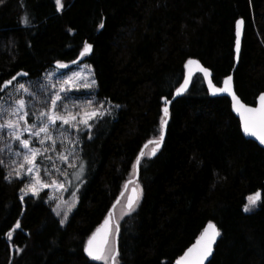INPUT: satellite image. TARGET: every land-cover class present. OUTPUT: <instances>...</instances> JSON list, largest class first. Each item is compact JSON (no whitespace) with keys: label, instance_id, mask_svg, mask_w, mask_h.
I'll return each instance as SVG.
<instances>
[{"label":"trees","instance_id":"16d2710c","mask_svg":"<svg viewBox=\"0 0 264 264\" xmlns=\"http://www.w3.org/2000/svg\"><path fill=\"white\" fill-rule=\"evenodd\" d=\"M238 18L245 26L234 84L253 105L264 91V0H63L61 9L56 0L0 2V86L20 71L38 78L90 43L83 61L97 101L111 104L79 131L87 174L63 224L47 190L21 199L25 181L0 151V264H104L84 251L87 239L135 176L144 145L160 137L164 99L187 60L210 68L218 85L232 71ZM149 146L135 210L117 223L116 264H174L210 221L220 236L208 264H264V148L243 135L229 99L210 95L196 73L170 105L162 148L151 156ZM258 192V207L245 211Z\"/></svg>","mask_w":264,"mask_h":264},{"label":"snow or ice","instance_id":"6c2138e0","mask_svg":"<svg viewBox=\"0 0 264 264\" xmlns=\"http://www.w3.org/2000/svg\"><path fill=\"white\" fill-rule=\"evenodd\" d=\"M2 2V0H0ZM57 7H61V0H56ZM30 21L25 16L23 18V23L26 25ZM243 20L237 21V40H236V50L237 53L239 52L240 47V34H241V25L243 24ZM100 27H103V24L100 25ZM92 46L90 44H86L84 50L81 52V56L85 55L86 53L91 52ZM198 62L189 60L188 64H197ZM59 68H66L67 65L65 64H59L57 65ZM198 70L203 72L205 77L209 76V70L206 68L198 67ZM23 76H27V73H23ZM80 74H74L73 77H69L67 80L62 81L63 85H68L73 82L74 77L79 76ZM231 77H227L224 81V88H216L212 81L209 80V88L213 91V93L216 92H227L232 96L233 99V108L235 111L238 112L242 126L243 131L246 135L255 137L260 144H264V94H261L258 98L259 106L258 107H249L242 103L239 98L235 95V93L232 91L230 86ZM16 80V76H13L12 79L5 81L2 86H0V92L4 91V89L8 88L10 85L13 84V81ZM95 83V81H93ZM188 80H185L184 85L181 86V88L177 89V95H180L181 92L187 87ZM69 89L66 87H61L60 92H67ZM15 92L17 94L24 93L27 94L29 97L33 96V93L30 91V89L24 84V83H18ZM62 97L59 94V92L55 95V99L51 101V108L53 111L44 112L39 111L37 114H35V119L39 121V124L35 123H29L28 117L30 116V112L28 111V101L23 98V96L17 95L15 99L12 100L11 103L5 107L4 103H0V132H3V130H8V135L11 139L18 142L19 147L27 150L24 153L17 152V156L22 155V162L18 163L17 168L13 169V172L15 173V176L17 178H22L21 171L25 170L26 173L29 174H35L32 176V180L30 183L25 185V188L22 189V191L27 194L29 191L32 193V195H38L39 191L42 190L44 187L49 186H57L61 189H64V184L60 183L58 180H52L51 184L45 183L41 180L39 177V168L37 166V158L38 156L42 155L41 149L38 148H32L30 147V144L32 141L27 138H23V133L27 132L31 137L40 138L39 143L43 145L45 143V140L52 141L53 146L55 145V138L53 136V132L56 130L55 125L57 121H60L64 125H68L71 128L77 129L79 131V125L83 124L86 128H91V124L89 123L90 120H94L98 118L99 116L103 115V112L100 110L103 108V105H100V109H95L91 112L82 111L77 112L73 114L66 105H64V112L61 113L55 109H57V102L61 101ZM89 104L92 102L89 101ZM166 103H170V101H166ZM117 107H119L117 105ZM163 112L165 116L168 115V108L165 107L163 109ZM81 117L80 119H77V117ZM46 117V119H44ZM167 121L163 120L161 121V128L163 130V127L166 125ZM43 134V137L41 136ZM60 135H65V133L61 132ZM2 138V137H0ZM90 138V137H89ZM163 140V131H161V136L159 140H153L149 141V143H154L156 145V149L153 150L152 155H155L156 150H158L160 143ZM5 147L8 148L9 151H11L12 146L11 145H5ZM147 147V145H145ZM0 151H3V148H0ZM48 149H44L43 152H47ZM144 156L143 151L140 153V155L137 157L136 160V166L140 164L141 158ZM50 160L51 157H48ZM60 159L67 160L66 156H61ZM4 163L3 160H0V165ZM15 163V161H14ZM81 171L83 170V165H80ZM47 171V170H46ZM57 172H60V169H56ZM12 173H10L11 175ZM62 175H65L67 178L66 173H61ZM79 178V177H78ZM128 183H132V181H129ZM127 188V185H125V189ZM66 190V189H65ZM133 196H130L128 198L127 202V209L128 213L134 211V205L136 201L138 200V193L137 189H132ZM121 196H123V193H121ZM260 198V194H255L254 197H249V202L251 205H255L257 201ZM23 199V197H21ZM119 203V199H117V204ZM116 205H113V208H115ZM245 211H249V207L245 206ZM68 211H71V208L68 209ZM127 214V213H126ZM57 215H60V212L57 211ZM68 212L64 213V219L61 220V224H63L67 218ZM112 212L110 211L108 214V217L105 218L103 224L96 229V231L92 234V236L87 241V246L85 247L84 251L87 253L89 257H91L93 260H105L106 254L107 258H110L115 264L117 258H118V251L115 253H112L109 249H107L108 245V237L111 231L110 228V220H111ZM20 222L17 221L15 225V229L20 228ZM117 231L118 226H117ZM220 235V232L217 230L216 226L212 223H209L207 227L204 229V232L201 234L199 239H197L196 243L190 247L185 254L180 257L179 260L176 261V264H204V261L207 260V258L212 254V246L216 242V238ZM9 238L12 236V232L10 231L8 233ZM22 251V250H21Z\"/></svg>","mask_w":264,"mask_h":264},{"label":"rangeland","instance_id":"374dc122","mask_svg":"<svg viewBox=\"0 0 264 264\" xmlns=\"http://www.w3.org/2000/svg\"><path fill=\"white\" fill-rule=\"evenodd\" d=\"M61 5L62 6L58 9L63 7V0H61ZM77 73L80 75L74 77L71 84H62V81L67 80L69 77H73L74 74ZM93 81H95V83H93ZM18 83H24L33 93V96L29 97L24 93L17 94L15 92V88ZM61 87H66L69 90L67 92H60ZM58 92L61 95L62 100L57 102V109L55 110L61 113L64 112V105H66L73 114L82 111L91 112L95 109H100V105H103V108L100 109L103 113L109 111L111 108V104L97 101V84L93 68L88 62L84 61H81L68 70H61L53 66L46 70L42 76L35 79L20 77L16 80V82L4 90V95L0 100V103H4L5 107H7V105L17 97V95L23 96V98L28 101V111L31 113L28 117L29 123L39 124V121L35 119V114H37L39 111L49 113L53 111L51 108V101L55 99V95ZM89 101L92 103L89 104ZM80 118L81 117L79 116L77 117V119ZM44 119H46V117ZM91 121L93 120H90L89 123H91ZM55 129L56 130L53 132V136L56 141L54 146L52 141L49 140H45V143L41 145L39 143L40 138L31 137L27 132L23 133V138L30 139L32 141L30 147L41 149V152L43 153L37 158V166L39 168V177L41 180L48 184H51L52 180H58L65 186L64 189H61L57 186H49L44 187L39 191H48L47 202L51 205L56 214L57 211L60 212V215L58 216L60 220H62L64 219L65 212H68V218L75 208L78 202V189L86 178L87 163L85 160H82L81 162L78 150L80 146L79 131H83L88 128H86L83 124H80L79 131H77V129L71 128L68 125L62 124L60 121H57ZM61 132L65 133V135H60ZM41 136L43 137V134H41ZM0 137H2L0 138V141L3 144V146H1V148H3L2 152H4L5 158L8 160L11 170L13 171V169L17 168L18 163L22 162V155L17 156L16 153H24L27 150L19 147L18 142L10 138L8 135V130L6 129L3 130V132H0ZM5 145H11V151H9ZM152 147L153 143L147 148L145 154H150ZM44 149H48V151L43 152ZM61 156H66L67 160L60 159ZM48 157H51V159L49 160ZM81 164L83 165L82 171L80 168ZM57 168L60 169V172L56 171ZM20 171L22 178L25 181V185L30 183L32 176L35 174L26 173L25 170ZM61 173H66L67 178ZM13 174L15 173L13 172ZM25 185L22 189L25 188ZM132 185H136L139 196L141 194L142 188L140 183L137 182L135 184L132 182L128 185L119 203L114 208L113 216L117 223H119L125 216L131 213H128L126 202ZM28 194L32 193L29 191L27 194H25V192L21 190V197H25ZM254 196L255 194L249 197ZM258 204L259 200L253 206L250 204L249 199H247L246 205L249 207V211L255 210L258 207ZM69 208H71V211H68ZM117 223L114 221L112 222V231L107 245V249H109L112 253H115L116 251L115 233ZM100 261H102L104 264H112L111 259L107 258V254L106 259Z\"/></svg>","mask_w":264,"mask_h":264},{"label":"water","instance_id":"95a60500","mask_svg":"<svg viewBox=\"0 0 264 264\" xmlns=\"http://www.w3.org/2000/svg\"><path fill=\"white\" fill-rule=\"evenodd\" d=\"M238 20H243V18H238ZM238 20H237V21H238ZM237 21H236V28H235V43H234V58H235L234 68H233L232 71H231V72H230V73H229V74L223 79V81H222V83H221L220 85L216 84V83L213 81V79H212V71H211V69L208 68V67H206V66H205L200 60H198V59H196V58H190V59L187 60V62H186V64H185V75H184V79H183L182 83H181V84L175 89V91L173 92V94H172V96H171L170 99H166V98L164 99V101H165V106H164V108H165V107L168 108V115H167L166 118L164 119V120L167 121V123H166V125L163 127V130L161 129V131H163V140H162V142L160 143L158 150H160V149L162 148V146H163V144H164V141H165V137H166V133H167V125H168V118H169V108H170V105H171L172 101L176 100L177 98H179L180 96H182L184 93H186V91L189 89V87H190V85H191V82H192V79H193V77L195 76L196 73H201V74L203 75L205 85H206V87H207V89H208L210 95H212L213 97H221V96H225V97H227V98L229 99L230 104H231V110H232L233 114L237 117V119L239 120L240 127H241V131H242L243 135H244L247 139H251V140L255 141L259 146H261L262 148H264V144H260V142H259L255 137L248 136V135H246V134L244 133V131H243V126H242V122H241V118H240L238 112L235 111L234 108H233V99H232V96H231L229 93H227V92H216V93H213V91L209 88V84H208V81L211 80L212 83H213V85H214L216 88H224V87H225V85H224V81H225V79H226L227 77H231V78H232L231 81H230L231 89H232V91L235 93V95L239 98V100H240L242 103H244L245 105L249 106V107H258V106H259L258 98H259V96H260L261 94H264V91L261 92V93L257 96L255 104L252 105V104H248V103H246V102H245V101H244V100H243V99L237 94L236 89H235V84H234V71H235V67L237 66V64H238V62H239V59H240L241 48H242V39H243L244 26H245L244 23L241 25V29H240L241 34H240V37H239V40H240V47H239V52L237 53V50H236V40H237V35H236V32H237ZM243 22H244V20H243ZM89 44H90V43H89ZM90 45L92 46V44H90ZM83 50H84V49H83ZM83 50H82V51H83ZM82 51H81V52H82ZM90 53H91V52L86 53V54H90ZM86 54H85V55H86ZM83 57H84V55L81 56V53H80V55H79L76 59H74L73 61H70V62H68V63H59V62H55V63H54V66L57 67V68H59V67L57 66L58 63H59V64H65V65H67L66 68H59V69H61V70H68V69H71L74 65H76V64L80 63L81 61H83ZM189 60L196 61V62H198V63H197V64L189 65V64H188V61H189ZM198 67H202V68H206V69H208L210 75L207 76V77H205L204 73L198 70ZM23 73H27V72H25V71H20L19 73H17V74L14 75V76H16V79H18V78H20V77H27V76H23V75H22ZM186 79L188 80L187 87L181 92L180 95H177V89L181 88V86L184 85ZM4 90H5V89H4ZM166 101H170V103H166ZM164 115H165V114H164ZM160 136H161V135H160ZM159 138H160V137H159ZM159 138H158V139H154V140H159ZM151 141H153V140H151ZM149 144H152V143H149V142L146 143L147 146H148ZM145 148H146V147H145V145H144V147L142 148V151H143V152H144ZM154 149H156V145L153 143V147H152V150H151V156H155V155L157 154V152H158V150H156L155 155H152V152H153ZM142 151H141V152H142ZM141 152H140V153H141ZM140 153H139V155H140ZM139 155H138V156H139ZM139 168H140V164H139L138 166H136V163H135V176L132 177L131 179H129V180L125 183V185H127V187H128V185L130 184V183H128L129 181H132V182H134L135 184L138 182ZM133 188H136V189H137L136 185H132V186H131V188H130V192H129L128 197H127V202H128V198H129L130 196H133V195H134L133 192H132V189H133ZM126 189H127V188H126ZM126 189H125V186H124V189L122 190L121 193L124 194L125 191H126ZM121 193H120V195H119L118 198H117V199H119V201H120V199L122 198ZM137 193H138V189H137ZM258 193H259V192H258ZM138 197H139V193H138ZM117 199H116V201L114 202L115 205H117ZM127 202H126V205H127ZM114 204H113V205H114ZM113 205L111 206V209H110V211L112 212V216H111V220H110V228H111V231H112V222L114 221L115 223H117V222L115 221V219H114V216H113V212H114ZM110 211H109V212H110ZM109 212H108V214H109ZM108 214H107V216H106L105 218L108 217ZM104 220H105V219H104ZM104 220L102 221V223H101L97 228H99V227L103 224ZM209 223L214 224V225L216 226L217 230L219 231V228L217 227V225H216L214 222H211V221H210V222H208V223L205 225V227L203 228L202 232H201L200 235L197 237V239H199V237H200L201 234L204 232V229L207 227V225H208ZM116 225H117V224H116ZM117 226H118V225H117ZM97 228H96V229H97ZM96 229L93 231V233L96 231ZM116 229H117V228H116ZM118 229H119V228H118ZM111 231H110V234H109V237H108V242H109V239H110ZM219 232H220V231H219ZM93 233H92V234H93ZM92 234L90 235V237L92 236ZM117 235H118V231L116 230V233H115V239H116V241H117ZM219 236H220V235H219ZM219 236L216 238V242H215V243L213 244V246H212V254L207 258V260L204 261V264H208V263L210 262V260L212 259V256H213V253H214V249H215V245H216V243H217V241H218V239H219ZM90 237H89V238H90ZM89 238H88V239H89ZM88 239H87V241H88ZM197 239H196V240H195V241H194V242H193V243H192V244H191V245H190V246H189V247L183 252L182 255H180L178 258L175 259L174 264H176V261L179 260L180 257H182V256L185 254V252H186L190 247H192V246L196 243ZM87 241H86V245H85V247L87 246ZM115 252H117V246H116V251H115ZM111 261H112V260H111ZM112 264H113V262H112Z\"/></svg>","mask_w":264,"mask_h":264}]
</instances>
